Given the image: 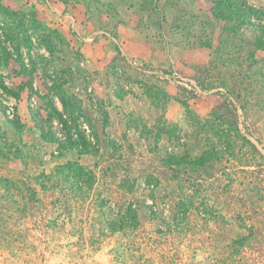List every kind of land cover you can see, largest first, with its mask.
<instances>
[{
  "label": "rangeland",
  "instance_id": "374dc122",
  "mask_svg": "<svg viewBox=\"0 0 264 264\" xmlns=\"http://www.w3.org/2000/svg\"><path fill=\"white\" fill-rule=\"evenodd\" d=\"M43 1L0 0V264H264V0H59L87 6L112 37L124 23L170 50L154 74L118 47L110 59L94 52L91 36ZM172 72L198 89L164 76ZM59 95L69 101L64 119L109 143L58 157L68 130L52 110L64 112ZM170 134L191 143V155L216 134L241 138L199 174L204 191L186 218L160 201L122 217L127 183L147 195L142 175L159 172L162 186L181 192L194 175L168 174L166 154L185 150ZM76 160L96 165L89 187L68 183L64 164ZM205 201L217 217L199 213ZM237 214L248 227H236Z\"/></svg>",
  "mask_w": 264,
  "mask_h": 264
},
{
  "label": "trees",
  "instance_id": "16d2710c",
  "mask_svg": "<svg viewBox=\"0 0 264 264\" xmlns=\"http://www.w3.org/2000/svg\"><path fill=\"white\" fill-rule=\"evenodd\" d=\"M244 11L245 9H241L238 10L237 13L244 17ZM247 20H249V18H247ZM262 46H264V42H262ZM15 53L20 57L18 49L15 50ZM140 70L145 72V70L148 69L141 68ZM27 87L29 88V90H32V87L30 85H27ZM216 95L219 96L218 98L222 99V106L228 104L229 101H227V97H225V95H222L221 93H217ZM58 100L61 103L64 112H59L53 105L52 110L59 116V120L65 126V128H68V130H66V134H64L63 140L57 139L56 141L58 148V157H64L66 153H74L76 151H78L76 152L78 156L91 154V150H94L96 148L99 149L101 145H103L104 147V145H107L109 143L107 141L105 142L104 140H101L99 137H96L97 134H85L81 124L77 121V117H73L70 122L64 119L62 114H66L69 112L67 110L69 107V101L65 96L62 95H59ZM73 129L74 132H72ZM173 129L174 125L171 126V132L173 131ZM216 135L217 139L211 146H209L206 150H203L201 153L191 155V153H189V147L191 143H188V141L180 142L182 136L179 137L178 134H170V136L175 139L179 145L185 147V150H183L181 153H175L173 151L166 154L165 164H167L168 174L170 172V177L175 180L177 179L178 181H180L181 178L177 174H182V177H186V174L191 172L194 175L190 176L186 180L185 178H182L183 182L188 181L189 183H187L188 185L186 186V188H184V190L182 189L181 192H175L171 187H168L167 189L166 186H162L163 182H161L162 180L157 176L161 175L159 172H157L156 174H154L153 172H149L148 174L142 175V177L145 176V179L147 180L143 183V185H141L140 189L147 190L149 192V194L147 195H131L130 193H133L134 190H136V187L132 183H127L126 193L128 194L124 195L121 198V202L117 206L118 210L122 214V217L135 219L139 215L138 211H140L141 208L155 211L156 209L154 207V203L160 201L162 206H160L159 210H168L169 212L173 213L174 217L182 214V216L186 218L189 211H191L192 209H196V206L192 200L199 197V194L203 193L204 191V188L202 189V184L199 180V178H201L199 174L202 173L206 175L207 172L205 171V167L212 170L214 168L212 162L220 160L222 157H227L230 155L232 156L233 149L236 147V144H234V139H237V137L239 139L240 137L239 134ZM175 146L176 145H173L171 149ZM117 156H120V154H118ZM66 164L70 165L67 167V180L69 181L68 183L76 185L77 188L89 187L90 182L95 183V181L97 180V177L93 170L95 169L96 165L89 164V166H87L79 162L78 160H76L72 165L68 161H66L64 165ZM64 167H62V169H64ZM123 181L128 182L127 174H125V178ZM122 187L124 189L125 184H123ZM181 187L182 186L180 185V188ZM229 187V183L225 182L223 185V190H227ZM187 189L193 190L194 192H187ZM148 199L152 201L149 203ZM211 211L213 212V210L207 205L206 201L201 204L199 210L200 214H208L210 217H217L215 216V214H212ZM248 217L249 216H241L237 214L234 219L231 220L237 221V228H246L249 225L247 224ZM222 218L228 219V217H224V215L222 216ZM226 222L227 221H225V223Z\"/></svg>",
  "mask_w": 264,
  "mask_h": 264
},
{
  "label": "crops",
  "instance_id": "0c3cea01",
  "mask_svg": "<svg viewBox=\"0 0 264 264\" xmlns=\"http://www.w3.org/2000/svg\"><path fill=\"white\" fill-rule=\"evenodd\" d=\"M45 3H47V10L51 14L61 16L59 20L73 26L79 35L83 33L84 35L91 36L90 38L88 37V44L91 48L96 49L94 52L104 54V50H106L109 54V59L114 57L115 48L118 47L124 60L132 57L139 58L145 63V66L148 67L151 74H154V69L167 67L172 61L169 56V58L166 57V54L170 50L167 49L166 51L165 49L157 47L154 43L149 42L145 35L135 27L118 23L114 27L112 37L107 30L101 29L100 27L98 29L95 28V23L97 22L89 15L87 6H82L83 4L77 2L66 4L59 0H45L43 4L45 5ZM56 20L53 19L52 21ZM84 27L87 29L83 30ZM79 29H82V32ZM114 41L118 44H115ZM152 67H154L153 70L149 69Z\"/></svg>",
  "mask_w": 264,
  "mask_h": 264
},
{
  "label": "built area",
  "instance_id": "2783aa9c",
  "mask_svg": "<svg viewBox=\"0 0 264 264\" xmlns=\"http://www.w3.org/2000/svg\"><path fill=\"white\" fill-rule=\"evenodd\" d=\"M140 67V66H139ZM142 68V67H141ZM145 72H150L149 70H145ZM165 77H172L175 80H177V82L179 83H183L186 86H189L191 89L197 90L198 86L197 84L194 82L193 79L190 78H186L184 76H182L181 74L177 73V72H172L171 74H165Z\"/></svg>",
  "mask_w": 264,
  "mask_h": 264
}]
</instances>
